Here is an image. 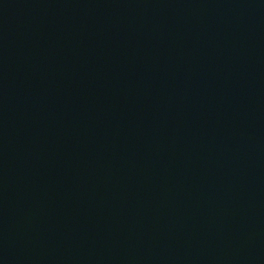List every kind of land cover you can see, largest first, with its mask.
I'll return each mask as SVG.
<instances>
[{
    "label": "water",
    "instance_id": "obj_1",
    "mask_svg": "<svg viewBox=\"0 0 264 264\" xmlns=\"http://www.w3.org/2000/svg\"><path fill=\"white\" fill-rule=\"evenodd\" d=\"M0 264H264V0H0Z\"/></svg>",
    "mask_w": 264,
    "mask_h": 264
}]
</instances>
